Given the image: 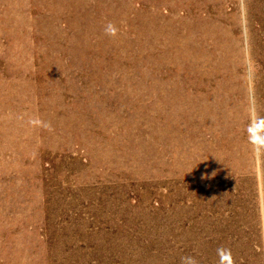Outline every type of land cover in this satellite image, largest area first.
<instances>
[{
    "label": "rangeland",
    "instance_id": "1",
    "mask_svg": "<svg viewBox=\"0 0 264 264\" xmlns=\"http://www.w3.org/2000/svg\"><path fill=\"white\" fill-rule=\"evenodd\" d=\"M260 118L264 0H0V264H264Z\"/></svg>",
    "mask_w": 264,
    "mask_h": 264
},
{
    "label": "clouds",
    "instance_id": "2",
    "mask_svg": "<svg viewBox=\"0 0 264 264\" xmlns=\"http://www.w3.org/2000/svg\"><path fill=\"white\" fill-rule=\"evenodd\" d=\"M112 32L114 34V29H112ZM249 141L255 150L264 149V118L254 119L250 124ZM181 264H198V262L192 256H185L181 258Z\"/></svg>",
    "mask_w": 264,
    "mask_h": 264
}]
</instances>
